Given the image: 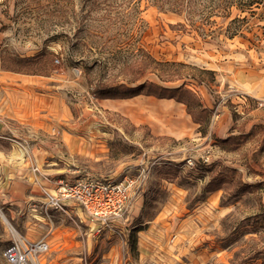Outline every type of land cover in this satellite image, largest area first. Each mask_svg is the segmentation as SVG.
Here are the masks:
<instances>
[{
    "label": "rangeland",
    "instance_id": "obj_1",
    "mask_svg": "<svg viewBox=\"0 0 264 264\" xmlns=\"http://www.w3.org/2000/svg\"><path fill=\"white\" fill-rule=\"evenodd\" d=\"M244 2L0 0V86L20 74L53 76L46 96L60 97L73 122L78 120L85 155L75 151L70 159L58 158L69 170L63 178L100 173L117 182L139 179L143 183L136 189L144 196L142 203L131 200L130 222H113L97 232V223L77 218L83 234L97 232L92 249L78 252L61 244L62 226L74 222L53 206L45 210L37 201L36 209L17 210L10 218L11 206L0 201V264H10L4 251L12 229L32 240L48 239L50 249L36 264H264V124L236 149L214 139L176 140L155 135L148 124L136 126L122 113L124 107L160 100L117 98L112 111L94 93L99 84H185L190 90L219 85L220 76L209 68L236 56L244 69L259 66L263 77L264 3L237 7ZM253 109L264 118V106ZM11 137L15 141L0 138V154L27 157L30 142ZM9 142L18 148L13 151ZM4 181L0 171V197ZM210 181L222 189L208 192ZM143 234L153 240L144 241V251Z\"/></svg>",
    "mask_w": 264,
    "mask_h": 264
},
{
    "label": "crops",
    "instance_id": "obj_2",
    "mask_svg": "<svg viewBox=\"0 0 264 264\" xmlns=\"http://www.w3.org/2000/svg\"><path fill=\"white\" fill-rule=\"evenodd\" d=\"M237 59L236 56L232 60L220 62L209 68L216 76H220L221 83L219 85L198 84L191 89L200 101L201 107L208 109V113L202 121L194 118L200 112L197 113L194 110L190 112L184 102L174 98H159L146 94H138L131 98L147 97L161 102L148 107L139 106L129 109L124 107L122 113L129 117L136 126L148 124L155 135L176 140L185 137L201 138L202 143L207 144L214 139L216 143L223 144V146L233 143L235 149L239 148L256 125L264 124V118L258 116L257 109H253L256 106H264L261 104V100H264V76L261 77L259 66L252 64L251 70L244 69L243 63L238 62ZM2 68L15 71L3 66ZM20 75V78L17 79H6L7 85L0 86V138L15 141L11 136L22 137L25 142H30L27 146L31 150L27 157L12 153L0 154V171L5 180L1 190L6 189L5 193L1 194L0 201L2 204L11 206L8 208L10 218H14L17 210L29 211L31 207L36 209L37 203H39L37 201H44V188L55 190L56 180L63 178L67 175L66 171H69L58 165L60 159L72 158L75 151L85 155V146L79 133L81 130L78 127V120L73 122V113L69 111L65 101L62 103L60 97L46 96L47 89L51 87L53 76L32 78L24 74ZM1 82L4 80L2 79ZM218 93L219 95H217ZM218 96L220 99H217ZM99 100L102 101L101 104L105 105V108L117 111L115 108L118 105L117 98ZM203 125H207V127L202 132L200 127ZM56 133L60 136H55ZM196 134L199 136L196 137ZM227 138L229 139L226 142H219V140ZM9 145L13 151L18 148L16 143L9 142ZM58 158L59 161H57ZM94 159L97 157L95 156ZM75 166L80 168L78 165ZM94 176L110 177L100 173ZM221 189L222 187L208 192L215 193ZM130 194L131 200H135L134 203H137L138 200H141L142 203L144 196L139 194L136 188H133ZM54 209L74 222L73 225L62 226L58 233L64 237L61 242L63 247L73 249L75 252L86 250V248L92 249L94 245L92 236H95L97 232L90 234L86 231L83 234L84 229L82 230L78 221L85 225L94 224L78 203L68 201L64 204V210L55 207ZM130 212L131 207L126 216V220L129 222L134 217V214L131 216ZM77 218H79L78 221ZM153 227H155L154 224L149 229ZM142 231L141 228L139 233L141 234ZM147 237L148 235L143 234V243L142 240L141 243L139 242L143 251L144 241H153ZM44 240L48 242L50 249L48 239ZM147 245L150 248L154 246L150 243ZM78 258L82 262L83 257L79 256ZM75 263L78 262L75 261Z\"/></svg>",
    "mask_w": 264,
    "mask_h": 264
},
{
    "label": "built area",
    "instance_id": "obj_3",
    "mask_svg": "<svg viewBox=\"0 0 264 264\" xmlns=\"http://www.w3.org/2000/svg\"><path fill=\"white\" fill-rule=\"evenodd\" d=\"M264 104V100H261ZM37 170V168H35ZM143 180L126 177L122 181L87 176L76 180L59 178L54 191L43 189V208L53 206L64 210V204L74 201L82 208L88 218L97 223V232L111 227L113 222L126 220L131 207V190L141 185ZM13 238L4 251V256L10 264L35 263V258L49 250V244L44 239L32 240L12 229Z\"/></svg>",
    "mask_w": 264,
    "mask_h": 264
},
{
    "label": "trees",
    "instance_id": "obj_4",
    "mask_svg": "<svg viewBox=\"0 0 264 264\" xmlns=\"http://www.w3.org/2000/svg\"><path fill=\"white\" fill-rule=\"evenodd\" d=\"M245 4H239L237 7H239L241 10H245V8L248 6H252L253 4L260 5L264 3V0H245ZM246 5V6H245ZM178 10V9H177ZM180 10V9H179ZM25 59H19L17 61L21 62ZM7 69H10L6 67ZM12 69V68H11ZM15 71H19L16 69H13ZM183 85H179L177 87H166L157 85L154 83H147V84H139L136 86H126L124 84L115 85V86H106L103 84H99L94 89V93L96 97L104 99V98H125V97H133L138 94H146V95H154L159 98H174L178 101L184 102L188 110L192 112L193 108H198L200 114L198 116H195L194 118L196 120H203L204 117L208 113L207 108H202L201 103L198 100V98L195 96V94L188 88H186ZM118 88H123V91H120ZM227 139L219 140V142H226ZM222 187V184L219 182H213L210 181L207 183L206 190L207 191H214L216 189H219ZM247 187H250L249 185ZM141 229V228H140ZM136 247V242H133V248Z\"/></svg>",
    "mask_w": 264,
    "mask_h": 264
},
{
    "label": "water",
    "instance_id": "obj_5",
    "mask_svg": "<svg viewBox=\"0 0 264 264\" xmlns=\"http://www.w3.org/2000/svg\"><path fill=\"white\" fill-rule=\"evenodd\" d=\"M4 217V216H3ZM5 218V217H4ZM6 219V218H5Z\"/></svg>",
    "mask_w": 264,
    "mask_h": 264
}]
</instances>
